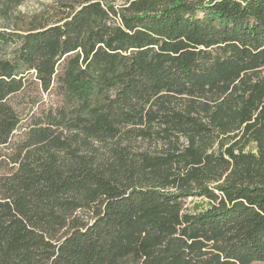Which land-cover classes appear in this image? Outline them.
Instances as JSON below:
<instances>
[{
  "label": "trees",
  "instance_id": "obj_1",
  "mask_svg": "<svg viewBox=\"0 0 264 264\" xmlns=\"http://www.w3.org/2000/svg\"><path fill=\"white\" fill-rule=\"evenodd\" d=\"M25 1L0 0V264H264V0Z\"/></svg>",
  "mask_w": 264,
  "mask_h": 264
},
{
  "label": "rangeland",
  "instance_id": "obj_2",
  "mask_svg": "<svg viewBox=\"0 0 264 264\" xmlns=\"http://www.w3.org/2000/svg\"><path fill=\"white\" fill-rule=\"evenodd\" d=\"M57 0H26L22 5L18 7V12H20L25 17H32L34 15H38L44 11H46L51 6L55 5ZM13 49V47H8L6 50L7 52H10ZM5 50V51H6ZM32 96H41L38 93H33ZM44 98H46L45 95H43ZM25 98H23L24 100ZM21 100V98H20ZM27 100V99H26ZM248 149H254V145H251ZM188 202L190 203V206H202L206 204V201L200 200V199H189ZM254 264H263L260 262H256Z\"/></svg>",
  "mask_w": 264,
  "mask_h": 264
}]
</instances>
